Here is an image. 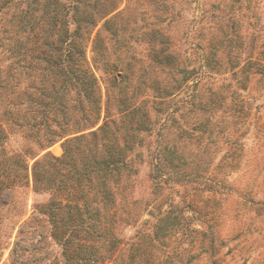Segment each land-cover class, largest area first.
<instances>
[{
  "label": "rangeland",
  "instance_id": "obj_1",
  "mask_svg": "<svg viewBox=\"0 0 264 264\" xmlns=\"http://www.w3.org/2000/svg\"><path fill=\"white\" fill-rule=\"evenodd\" d=\"M0 86V264H264V0H0Z\"/></svg>",
  "mask_w": 264,
  "mask_h": 264
},
{
  "label": "trees",
  "instance_id": "obj_2",
  "mask_svg": "<svg viewBox=\"0 0 264 264\" xmlns=\"http://www.w3.org/2000/svg\"><path fill=\"white\" fill-rule=\"evenodd\" d=\"M24 18H25L24 24L29 25L30 19L27 18V15H25ZM86 23H88V21ZM89 23H90L89 25H94L92 21H90ZM79 25L80 24L76 22V29L74 31V34H78L80 30ZM85 27L88 28V26ZM38 39L39 37L36 36L28 49L23 48V45L20 44L18 48L16 47L13 50L14 54L18 58L21 57L22 60L21 59L19 60H21L22 62L23 61L27 62L28 61L26 60L27 57L34 59L37 58L39 62H37L34 65H32V62L29 61L30 68H34L36 65L40 67L42 65V64L40 65V63H43L41 67L42 70L44 71L46 70V72L47 71L50 72L49 74L47 73L48 76L53 74V76L51 77L53 80L43 75L42 77L43 83H49L52 81L51 84L54 85L55 82L61 80L60 86L62 87H66L68 85L69 86L71 85V87L73 86L74 88L79 87L80 90L83 92V96L87 100L88 104H90V109H89L90 112L93 113L92 115L94 122L93 124L90 125L91 126L95 125L100 118L99 107L96 101L97 86H96V80L93 78V76L87 73V71L84 69V53L76 45H74L73 47L70 46L71 44H73V41H70L68 43L69 47H66L64 50H62L61 46H63V44H67V37L64 38L61 42H59L60 44L58 45V48L51 47L52 43L45 42V40L41 42L42 45H38L39 43ZM41 49L42 51H40ZM62 51H65V53L63 54ZM54 53H56V55ZM26 54H29V56H27ZM51 88H53V86ZM42 90L43 91L45 90L44 86L42 87ZM104 126L99 129L103 130ZM68 154L69 151L67 148H65L64 157H67ZM109 157H111L112 159L113 155H110ZM109 164L112 165L111 162H109Z\"/></svg>",
  "mask_w": 264,
  "mask_h": 264
}]
</instances>
